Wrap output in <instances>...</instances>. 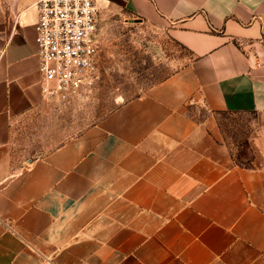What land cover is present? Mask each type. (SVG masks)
<instances>
[{
	"label": "crops",
	"instance_id": "obj_1",
	"mask_svg": "<svg viewBox=\"0 0 264 264\" xmlns=\"http://www.w3.org/2000/svg\"><path fill=\"white\" fill-rule=\"evenodd\" d=\"M33 1L0 0V264H264V0H95L191 59L18 166L11 122L46 99ZM219 112L255 116L248 165Z\"/></svg>",
	"mask_w": 264,
	"mask_h": 264
},
{
	"label": "rangeland",
	"instance_id": "obj_2",
	"mask_svg": "<svg viewBox=\"0 0 264 264\" xmlns=\"http://www.w3.org/2000/svg\"><path fill=\"white\" fill-rule=\"evenodd\" d=\"M98 54L92 82L79 94L45 99L10 125L13 163L25 166L65 140L98 122L123 102L139 96L185 66L191 55L174 42L164 25L131 18L120 10L101 14L97 22ZM191 115L202 119L207 111L189 105ZM221 142L235 164L248 165L253 157L248 137L255 116L219 112L214 115Z\"/></svg>",
	"mask_w": 264,
	"mask_h": 264
},
{
	"label": "built area",
	"instance_id": "obj_3",
	"mask_svg": "<svg viewBox=\"0 0 264 264\" xmlns=\"http://www.w3.org/2000/svg\"><path fill=\"white\" fill-rule=\"evenodd\" d=\"M33 6L43 95L46 99L75 96L92 82L96 71L95 0H34Z\"/></svg>",
	"mask_w": 264,
	"mask_h": 264
},
{
	"label": "trees",
	"instance_id": "obj_4",
	"mask_svg": "<svg viewBox=\"0 0 264 264\" xmlns=\"http://www.w3.org/2000/svg\"><path fill=\"white\" fill-rule=\"evenodd\" d=\"M248 164H249V162H248ZM241 165H243V164H241Z\"/></svg>",
	"mask_w": 264,
	"mask_h": 264
}]
</instances>
